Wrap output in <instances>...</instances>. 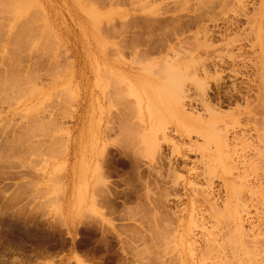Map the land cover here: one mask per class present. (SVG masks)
I'll list each match as a JSON object with an SVG mask.
<instances>
[{
    "label": "rangeland",
    "instance_id": "obj_1",
    "mask_svg": "<svg viewBox=\"0 0 264 264\" xmlns=\"http://www.w3.org/2000/svg\"><path fill=\"white\" fill-rule=\"evenodd\" d=\"M258 2L0 0V264H264Z\"/></svg>",
    "mask_w": 264,
    "mask_h": 264
},
{
    "label": "bare ground",
    "instance_id": "obj_2",
    "mask_svg": "<svg viewBox=\"0 0 264 264\" xmlns=\"http://www.w3.org/2000/svg\"><path fill=\"white\" fill-rule=\"evenodd\" d=\"M258 4H259V6H257L258 8H257V12H255V14H256V23H257V38H258V42L259 43H261V39H262V35H263V33H264V0H260V3L258 2ZM179 23V22H178ZM176 25H180V24H176ZM180 27V26H179ZM179 27H177V28H179ZM176 28V27H175ZM256 29V28H255ZM254 29V31H255V33H256V30ZM179 31V30H178ZM179 32H181V31H179ZM175 33V32H174ZM176 34L178 35V32H176ZM256 35V34H255ZM256 37V36H255ZM186 41V40H185ZM257 42V41H256ZM183 43V42H182ZM195 43H197V42H195ZM194 43V44H195ZM189 44V43H188ZM187 44V45H188ZM258 44V43H257ZM257 44H255V47L257 46V47H260V50H261V48H264V47H261V46H258ZM190 45V44H189ZM196 45H198V44H196ZM202 45V44H201ZM261 45V44H260ZM176 45L174 44L173 46H171L170 47V49H174V47H175ZM165 47V46H164ZM185 47V46H184ZM187 47V46H186ZM185 47V49L186 50H184V51H188L187 50V48ZM176 48V47H175ZM180 48H182V46L180 47ZM183 49V48H182ZM190 49H192V47H190ZM264 50V49H263ZM190 51V50H189ZM262 51V50H261ZM175 52H176V50H175ZM264 52V51H263ZM262 54V53H261ZM264 54V53H263ZM175 57H176V54H175ZM261 58H262V56H260ZM173 59V58H172ZM171 59V60H172ZM259 60H260V58H259ZM172 61H174V60H172ZM263 61V60H262ZM257 62V61H256ZM261 62V61H260ZM257 64V63H256ZM260 65H262V64H260ZM259 68V67H258ZM261 71H262V69H261ZM264 72V71H263ZM259 75H260V73H259ZM260 77H262V76H260ZM263 80V79H262ZM264 82V81H263ZM181 101V100H180ZM262 121V120H261ZM260 121V122H261ZM263 122V121H262ZM215 128V127H214ZM218 128V127H217ZM220 128H218V130H219ZM222 129V128H221ZM215 130V129H214ZM216 131V130H215ZM220 131V130H219ZM214 132V131H213ZM221 132V131H220ZM227 133V132H226ZM259 133V132H258ZM264 133V132H263ZM215 134V133H214ZM217 135H218V133H217ZM220 135V134H219ZM222 136L224 135V134H221ZM258 135H260V134H258ZM216 136V135H215ZM226 138V136H223L222 138ZM260 137V136H259ZM221 138V137H220ZM224 138V139H225ZM223 139V140H224ZM260 139V138H259ZM222 140V141H223ZM224 142V141H223ZM226 143V142H225ZM261 144H263V143H261ZM215 146H216V144H215ZM263 146V145H262ZM261 150V149H260ZM263 150V149H262ZM262 150H261V152H262ZM216 152H218V151H216ZM226 152V151H225ZM258 152V151H257ZM259 153V152H258ZM257 154V153H256ZM263 156V155H262ZM220 157V156H219ZM231 161V160H230ZM232 162V161H231ZM260 162V161H259ZM243 163V162H242ZM244 164V163H243ZM261 164H263L262 162H261ZM250 165V164H249ZM252 165V164H251ZM255 165V164H254ZM223 166V165H222ZM228 166H229V164H228ZM228 166H227V168H228ZM261 167V166H260ZM226 168V169H227ZM230 168V167H229ZM236 168V167H235ZM262 168V167H261ZM243 169V168H242ZM263 169V168H262ZM232 171V170H231ZM237 174H238V172H237ZM239 176V175H238ZM237 176V177H238ZM245 178V177H244ZM243 179V178H242ZM240 180V179H239ZM238 181V180H237ZM241 181V180H240ZM210 182V181H209ZM239 183V182H238ZM207 184V183H206ZM254 186V185H253ZM253 186H252V188H253ZM254 189V188H253ZM238 193V192H237ZM236 193V194H237ZM202 195V194H201ZM205 198V197H204ZM237 198V197H236ZM205 200H207V198L205 199ZM238 202V201H237ZM237 202H235V203H237ZM209 203V202H208ZM211 203V202H210ZM240 203V202H239ZM242 203L243 202H241V205H242ZM246 204V203H245ZM241 205L239 206L240 208H242L241 207ZM243 205H244V203H243ZM237 205H235V207H236ZM237 208V207H236ZM239 208V209H240ZM226 210V209H225ZM219 211V210H218ZM227 211V210H226ZM225 211V212H226ZM243 211V210H242ZM219 212H222V211H219ZM224 212V213H225ZM223 213V214H224ZM227 213V212H226ZM237 213H239V212H237ZM219 214V213H218ZM217 214V215H218ZM241 214V213H240ZM220 215V214H219ZM227 215V214H226ZM245 215V214H244ZM251 215V214H250ZM196 217V216H195ZM239 217V216H238ZM245 217V216H244ZM225 218V220H226V218L227 217H224ZM230 218V217H229ZM220 219V218H219ZM239 221V220H238ZM224 222V221H223ZM242 222V221H241ZM218 223V222H217ZM240 223V222H239ZM201 224V223H200ZM229 224H231V223H229ZM210 225V224H209ZM225 226V225H224ZM239 226H242L241 225V223L239 224ZM218 227V226H217ZM216 228V227H215ZM232 228V227H231ZM232 231V230H231ZM190 232V231H189ZM217 232V231H216ZM235 233V232H234ZM236 234V233H235ZM228 235H231V233L230 234H228ZM232 236H234V234L232 235ZM244 236V235H243ZM236 237V236H235ZM208 239V238H207ZM225 239V238H224ZM229 239H231V238H229ZM245 239V238H244ZM210 243L212 242V241H209ZM208 242V243H209ZM193 243V242H192ZM245 243H246V239H245ZM262 244H263V242H261ZM224 244V243H223ZM229 244V243H228ZM191 245V244H190ZM227 245V244H226ZM212 246L213 245H211V249H212ZM216 246V245H215ZM221 246H222V244H221ZM209 247H210V245H209ZM261 247V246H260ZM206 248H207V246H206ZM216 248H218V247H214L213 248V250L214 249H216ZM239 248H240V246H239ZM249 248V247H248ZM218 249H220V247L218 248ZM251 249V248H250ZM259 249V248H258ZM206 250H208V249H206ZM217 250V249H216ZM252 250V249H251ZM253 251V250H252ZM206 252V251H205ZM216 252L217 251H215V254H216ZM249 252L250 253H254V252H251L250 250H249ZM206 253H208V252H206ZM256 253H257V251H256ZM203 255V254H202ZM214 255V254H213ZM218 256H219V253L217 254ZM254 255H256V254H254ZM236 257H237V255H236ZM249 257V256H248ZM211 258V257H210ZM216 258V257H215ZM204 259V258H203ZM212 259V258H211ZM221 259V258H220ZM253 259V258H252ZM237 260H240V259H237ZM243 260V259H242ZM254 260V259H253ZM204 261V260H203ZM219 262V261H218ZM254 263L256 262V261H253ZM205 263V262H204ZM221 263V262H220ZM259 263V262H258ZM201 264H203V262H201ZM248 264V263H247Z\"/></svg>",
    "mask_w": 264,
    "mask_h": 264
}]
</instances>
